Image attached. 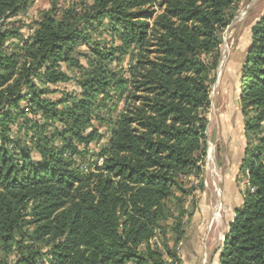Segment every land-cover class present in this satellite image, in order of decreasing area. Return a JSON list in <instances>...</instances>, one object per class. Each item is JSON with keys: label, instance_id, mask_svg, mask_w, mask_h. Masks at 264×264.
I'll use <instances>...</instances> for the list:
<instances>
[{"label": "trees", "instance_id": "obj_1", "mask_svg": "<svg viewBox=\"0 0 264 264\" xmlns=\"http://www.w3.org/2000/svg\"><path fill=\"white\" fill-rule=\"evenodd\" d=\"M245 1L52 0L23 36L8 19L28 0H0V264H182L183 185L202 175L221 34ZM239 85L247 187L219 264H264V11Z\"/></svg>", "mask_w": 264, "mask_h": 264}, {"label": "rangeland", "instance_id": "obj_2", "mask_svg": "<svg viewBox=\"0 0 264 264\" xmlns=\"http://www.w3.org/2000/svg\"><path fill=\"white\" fill-rule=\"evenodd\" d=\"M51 1L28 0L23 10L8 19L10 26L27 36L30 28L41 18V13L50 8ZM69 1L57 0L56 5L62 7ZM263 11L264 0L243 2L221 34V56L210 84V106L206 113L207 152L201 164L203 172L199 178L187 177L183 185L186 191L185 209L192 215L190 218L185 215L182 219L186 224V237L179 243L178 249L182 264H219L228 226L234 211L243 201L247 181L240 171L245 146L244 120L238 103L240 68L250 46V29ZM108 36L104 31L97 39L105 41L109 39ZM81 49L83 51L85 48ZM80 61L86 63L84 58H80ZM50 87L56 92L49 94V97L56 100L62 92L78 90L73 82L57 83ZM116 113L115 110L113 115ZM93 124L99 128L102 137L88 147L92 153H97L100 145L107 142L109 131L105 124L100 125L96 121ZM210 148L213 152H210ZM76 159L81 168L86 166L87 158ZM176 194L179 195V192ZM215 207L219 211L216 220L213 219Z\"/></svg>", "mask_w": 264, "mask_h": 264}, {"label": "bare ground", "instance_id": "obj_3", "mask_svg": "<svg viewBox=\"0 0 264 264\" xmlns=\"http://www.w3.org/2000/svg\"><path fill=\"white\" fill-rule=\"evenodd\" d=\"M212 151V149L210 148V152ZM213 152V151H212ZM210 157V156H209ZM211 159V158H210ZM211 160H213V159H211ZM212 171V170H211ZM216 188H217V186H216ZM217 191V190H216ZM220 192V191H219ZM219 197V196H218ZM218 207V206H217ZM217 207H215V212H214V214H213V219L214 220H216L218 217H219V211H218V208ZM212 221V220H211Z\"/></svg>", "mask_w": 264, "mask_h": 264}, {"label": "built area", "instance_id": "obj_4", "mask_svg": "<svg viewBox=\"0 0 264 264\" xmlns=\"http://www.w3.org/2000/svg\"><path fill=\"white\" fill-rule=\"evenodd\" d=\"M102 163V158L98 159V165H100ZM85 168V167H84Z\"/></svg>", "mask_w": 264, "mask_h": 264}]
</instances>
